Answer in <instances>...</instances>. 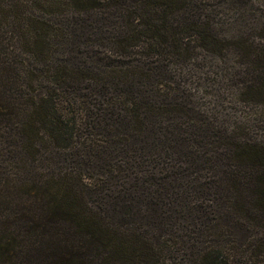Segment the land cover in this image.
Segmentation results:
<instances>
[{
  "label": "trees",
  "instance_id": "16d2710c",
  "mask_svg": "<svg viewBox=\"0 0 264 264\" xmlns=\"http://www.w3.org/2000/svg\"><path fill=\"white\" fill-rule=\"evenodd\" d=\"M0 264H264V0H0Z\"/></svg>",
  "mask_w": 264,
  "mask_h": 264
}]
</instances>
